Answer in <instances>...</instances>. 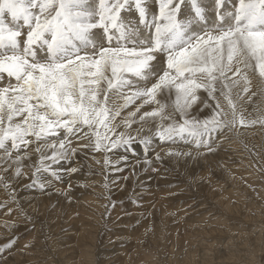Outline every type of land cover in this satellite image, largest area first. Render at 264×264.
Returning a JSON list of instances; mask_svg holds the SVG:
<instances>
[{
	"label": "snow or ice",
	"instance_id": "1",
	"mask_svg": "<svg viewBox=\"0 0 264 264\" xmlns=\"http://www.w3.org/2000/svg\"><path fill=\"white\" fill-rule=\"evenodd\" d=\"M212 2L209 20L204 0H0V150L11 158L12 150L56 138L51 155L40 157L36 183L41 172L59 179L52 165L74 154L72 137L104 152L137 142L148 150L154 137L212 151L217 133L257 123L238 115L233 90L249 92L250 70L264 79V0ZM201 91L215 101L202 102L212 109L202 119L189 115ZM145 105L155 107L137 121ZM149 122L155 131L142 135Z\"/></svg>",
	"mask_w": 264,
	"mask_h": 264
},
{
	"label": "rangeland",
	"instance_id": "2",
	"mask_svg": "<svg viewBox=\"0 0 264 264\" xmlns=\"http://www.w3.org/2000/svg\"><path fill=\"white\" fill-rule=\"evenodd\" d=\"M248 76L249 92L233 99L257 123L217 133L212 151L153 138L148 150L137 142L104 152L72 137L74 154L52 165L59 179L41 172V188L35 170L56 138L11 158L0 150V264H264V79Z\"/></svg>",
	"mask_w": 264,
	"mask_h": 264
},
{
	"label": "bare ground",
	"instance_id": "3",
	"mask_svg": "<svg viewBox=\"0 0 264 264\" xmlns=\"http://www.w3.org/2000/svg\"><path fill=\"white\" fill-rule=\"evenodd\" d=\"M204 3H205V5L207 6V13H208V19L209 20H212L213 18H214V12L212 11V9H213V2H212V0H204ZM184 12H185V14L186 15H190V10L188 9V8H185L184 9ZM131 18V17H130ZM228 75H230L231 76V73H229ZM252 76V75H251ZM235 91L236 90H234V94H235ZM202 94H206V93H201V96H202V98H200L198 101H197V103L195 104V105H193V108L191 109V111H190V113L192 114H195V115H197V117H199V116H202V115H205V114H209V110H208V107H204V105H203V101L205 100V97H207V94H206V96H203ZM258 97V96H257ZM174 95L172 96V98H171V100H174ZM209 99V98H208ZM210 100V99H209ZM212 102V101H211ZM264 102V101H263ZM137 104H139L140 103V101H137L136 102ZM213 103H215V101H213ZM254 103H256V102H254ZM254 103H250V104H248L247 106H249L250 108L252 107V104H254ZM260 106V105H259ZM261 106H262V104H261ZM255 106H253V108H254ZM135 108H136V104H133V105H130L127 109H124L123 110V112H122V116H126L129 112H132V111H135ZM262 108V107H261ZM153 109V107H150L149 105H145L143 108H141V110H140V113H137V116L135 117V119L138 121V119H139V115L140 114H142L143 112H145V111H150V110H152ZM202 109V110H201ZM261 110H263V109H261ZM259 112H262V111H259ZM258 113V112H257ZM256 113V114H257ZM190 115V114H189ZM255 115V114H254ZM192 116V115H191ZM256 116V115H255ZM120 121L118 120L117 121V123H119ZM168 121H165L164 123L166 124ZM141 125H140V123L139 122H137V123H133L132 124V126H131V129H129V131H133V135H135V129H137V128H139ZM148 128H152V130H153V132L155 131V128H156V122H149V123H147V124H144V132H142V135H144V134H149L148 133ZM118 131H124V128L123 127H121L120 129H118ZM155 138V137H154ZM154 140V139H153ZM155 141V140H154ZM157 142V141H156ZM93 144V143H92ZM156 144H158V143H156ZM94 147V146H93ZM43 154V153H42ZM166 155H168V154H166ZM119 156V155H118ZM117 155H116V157H118ZM170 156V155H169ZM169 156H168V158H169ZM171 156L173 157V155L171 154ZM120 157V156H119ZM121 158H122V156H121ZM177 158V157H176ZM175 158V159H176ZM221 158V157H220ZM167 160H169V159H167ZM179 160V159H178ZM181 160V159H180ZM218 160H219V158H218ZM156 161V160H155ZM166 161V160H165ZM159 163H161L160 161H158ZM169 162V161H168ZM176 162V161H175ZM162 164V163H161ZM168 164V163H167ZM176 164V163H175ZM138 165V168H139V164H137ZM170 165V164H169ZM182 165V164H181ZM180 165V166H181ZM124 166V165H123ZM125 166H126V164H125ZM162 166V165H161ZM160 166V167H161ZM165 166V165H164ZM173 166V165H172ZM145 167V166H144ZM128 168V167H127ZM164 168V167H163ZM170 168V167H169ZM173 168H174V166H173ZM141 169H144V168H141ZM147 169V168H146ZM164 169H166V168H164ZM135 170V169H134ZM148 170V169H147ZM145 171V170H144ZM143 171V172H144ZM169 171V170H168ZM132 172V171H131ZM130 172V173H131ZM134 172V171H133ZM142 172V171H141ZM140 172V173H141ZM148 172V171H147ZM136 173V172H135ZM149 174V173H148ZM134 175V174H133ZM136 176H137V174H135ZM140 175V174H139ZM122 177H123V175H122ZM133 178V177H132ZM138 178V177H137ZM153 180V179H152ZM140 181V180H139ZM141 182V181H140ZM149 182V181H148ZM149 187V186H148ZM206 187V186H205ZM52 197V196H51ZM46 203H48V202H46ZM70 204V203H69ZM49 205V204H48ZM69 206V205H68ZM44 207V206H43ZM42 210H43V208H42ZM128 218V217H127Z\"/></svg>",
	"mask_w": 264,
	"mask_h": 264
}]
</instances>
